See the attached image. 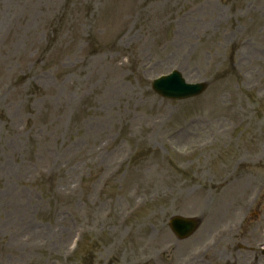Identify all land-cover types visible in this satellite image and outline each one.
<instances>
[{"label": "rangeland", "instance_id": "374dc122", "mask_svg": "<svg viewBox=\"0 0 264 264\" xmlns=\"http://www.w3.org/2000/svg\"><path fill=\"white\" fill-rule=\"evenodd\" d=\"M173 70L207 91L161 98ZM254 194L264 0H0V264H243ZM174 216L201 223L178 240Z\"/></svg>", "mask_w": 264, "mask_h": 264}, {"label": "water", "instance_id": "95a60500", "mask_svg": "<svg viewBox=\"0 0 264 264\" xmlns=\"http://www.w3.org/2000/svg\"><path fill=\"white\" fill-rule=\"evenodd\" d=\"M207 86V84L186 85L185 81L181 79L178 74H175L171 77L165 78L159 84L156 83L154 88H156L158 92L171 98H186L201 94L207 88ZM176 223L181 225V223ZM187 225L186 226L188 227V230H191L195 223Z\"/></svg>", "mask_w": 264, "mask_h": 264}, {"label": "bare ground", "instance_id": "6f19581e", "mask_svg": "<svg viewBox=\"0 0 264 264\" xmlns=\"http://www.w3.org/2000/svg\"><path fill=\"white\" fill-rule=\"evenodd\" d=\"M246 50H247V52L245 51V53H248V49H246ZM248 54H249V53H248ZM210 235H211V234H210ZM210 235H209V236H210Z\"/></svg>", "mask_w": 264, "mask_h": 264}, {"label": "flooded vegetation", "instance_id": "af4514ba", "mask_svg": "<svg viewBox=\"0 0 264 264\" xmlns=\"http://www.w3.org/2000/svg\"><path fill=\"white\" fill-rule=\"evenodd\" d=\"M249 260H248V258H247V262H248Z\"/></svg>", "mask_w": 264, "mask_h": 264}]
</instances>
